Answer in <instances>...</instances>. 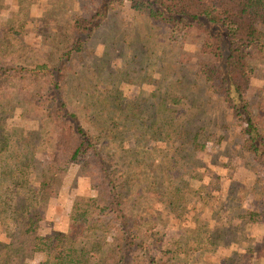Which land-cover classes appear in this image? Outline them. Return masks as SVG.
Masks as SVG:
<instances>
[{"label": "trees", "instance_id": "obj_1", "mask_svg": "<svg viewBox=\"0 0 264 264\" xmlns=\"http://www.w3.org/2000/svg\"><path fill=\"white\" fill-rule=\"evenodd\" d=\"M123 6L164 24L179 47L196 46V76L209 95L230 110L242 148L264 168V113L246 96L251 78L245 70L248 58L264 60V0H97L89 17L72 22L68 44L55 63H0V181L10 178L13 193L0 196V264H27L46 244L28 230L37 227V202L48 199L55 175L70 165L76 166V178L86 180L94 195L82 199L87 207L84 217L49 237L51 260L46 264H184L192 251L203 249L199 238L192 244L181 239L164 241L143 229V218L132 210L127 187L94 133L103 131L117 116L137 120L146 139L157 140L171 153H176V144L200 152L217 138L215 133L204 125L187 127L189 113L183 97L171 90L159 96L158 119L150 123L142 118L140 107L134 103L122 107L123 99L110 90L95 94L87 88L78 97L66 91L73 57L83 51L99 25ZM12 95L23 114L39 116L35 137L3 133L11 112L7 98ZM168 155L161 156L160 173L149 177L147 189L158 194L169 212L181 217L190 204L188 184L172 171L174 157ZM38 168L43 178L28 191L33 196L21 206L19 197H26L21 196L20 182L27 170ZM160 183L163 188H157ZM186 223L189 232L193 222ZM253 252L235 251L215 264H246L244 258L252 259ZM257 254L264 256V247Z\"/></svg>", "mask_w": 264, "mask_h": 264}, {"label": "rangeland", "instance_id": "obj_2", "mask_svg": "<svg viewBox=\"0 0 264 264\" xmlns=\"http://www.w3.org/2000/svg\"><path fill=\"white\" fill-rule=\"evenodd\" d=\"M96 7L97 0H0V63H55L68 44L72 22L89 17ZM195 53L194 44L181 48L170 39L164 24L123 6L99 25L83 51L73 57L66 91L73 96H83L87 88L95 94L112 91L123 99L122 107L124 103L140 107L147 123L158 119L156 110L164 91L182 96L189 113L186 126L204 125L217 136V141L207 142L202 151L176 144V153L166 152L163 144L141 134L139 121L118 116L109 120L103 131L94 133L99 146L122 177L132 210L141 215L148 234L164 241L181 239L192 244L199 238L203 243V249L192 251L184 264H215L221 256L235 251L243 254L244 250L254 251L252 259L244 258L246 264H264V256L257 254L264 247V168L242 148L230 110L210 96L196 76ZM245 70L251 78L246 96L264 113V60L248 58ZM7 100L10 104L6 108L11 112L3 133L35 137L39 116L23 114L14 95ZM165 153L174 157L172 171L188 184L190 204L181 217L169 212L158 201V194L147 189L149 177L160 173V158ZM42 178L40 168L25 172L19 187L21 196L26 197H19L21 206L33 196L28 191ZM4 179L0 181V196L12 197V180ZM158 186L163 188L162 183ZM88 195L94 194L86 180L76 178V166L58 171L48 199L32 201L37 202L38 223L28 233L45 239L84 217L87 207L82 199ZM186 221L193 222L189 232ZM53 223L56 225L48 234ZM206 241L211 245H205ZM50 260V250L41 245L26 263L46 264Z\"/></svg>", "mask_w": 264, "mask_h": 264}, {"label": "crops", "instance_id": "obj_3", "mask_svg": "<svg viewBox=\"0 0 264 264\" xmlns=\"http://www.w3.org/2000/svg\"><path fill=\"white\" fill-rule=\"evenodd\" d=\"M54 224L56 225V223H53V224H52L53 226H52V227H51V226L49 227L48 234L52 233V229L54 228ZM58 226H59V225H58ZM62 229H63V228L58 229V230H62ZM58 230H57V231H58ZM50 235H51V234H50ZM50 235L45 236L46 238L44 239V240H45V243H46V244H44V245L46 246V249H47L48 239H49ZM44 245H43V246H44ZM48 262H49V261H48Z\"/></svg>", "mask_w": 264, "mask_h": 264}]
</instances>
